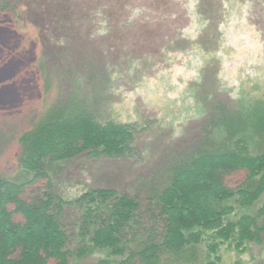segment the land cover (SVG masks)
<instances>
[{
  "label": "rangeland",
  "instance_id": "374dc122",
  "mask_svg": "<svg viewBox=\"0 0 264 264\" xmlns=\"http://www.w3.org/2000/svg\"><path fill=\"white\" fill-rule=\"evenodd\" d=\"M217 1L223 14H203L212 0H0V8L17 12L0 14V137L7 136L0 176L17 179L21 136L78 98L96 119L138 123L142 130L134 155L82 154L50 165L54 196L76 200L99 189L146 195L160 187L167 161L201 142L209 114L199 100L210 95L231 111L264 100V0L254 14L243 0ZM210 60L215 75L206 68ZM255 140L264 153V134ZM243 180L238 175L231 184ZM44 188L41 182L22 198L42 199ZM219 255L222 264H264V236L246 252L226 245ZM100 258L75 255L70 264Z\"/></svg>",
  "mask_w": 264,
  "mask_h": 264
},
{
  "label": "trees",
  "instance_id": "16d2710c",
  "mask_svg": "<svg viewBox=\"0 0 264 264\" xmlns=\"http://www.w3.org/2000/svg\"><path fill=\"white\" fill-rule=\"evenodd\" d=\"M212 1L215 5H206L203 14H223V4ZM242 3L254 7L252 14L258 11L257 0ZM0 14L17 12L7 5ZM213 62L206 68L215 75ZM38 66L42 73L41 61ZM41 77L48 90V79ZM207 97L199 100L209 114L201 142L169 159L162 185L146 195L99 189L76 200L54 196L50 165L82 154L113 159L134 155L142 127L102 122L78 98L40 117L19 141L21 175L12 182L0 176V264H70L75 255L83 259L94 253L104 255L97 264H222L223 246L243 253L248 245L261 243L264 153H258L255 138L264 134V100L231 111L227 102ZM238 175L243 182L232 186ZM41 182L49 189L39 194L42 199L22 198Z\"/></svg>",
  "mask_w": 264,
  "mask_h": 264
}]
</instances>
